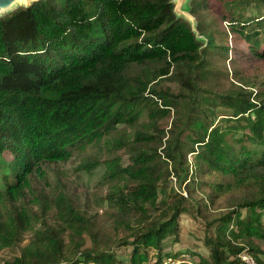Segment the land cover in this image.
<instances>
[{"label":"trees","instance_id":"trees-1","mask_svg":"<svg viewBox=\"0 0 264 264\" xmlns=\"http://www.w3.org/2000/svg\"><path fill=\"white\" fill-rule=\"evenodd\" d=\"M173 7L171 0H35L0 17V250L29 233L1 264H142L152 247L158 259L176 256L161 255L162 241L178 235L179 217L191 207H220L204 217L209 255L199 254L197 264H245L244 246L220 242L243 208L250 218L234 224L261 240L247 250L264 264V222L252 212L264 206V90L250 89L232 67L220 69L225 56L234 59L227 40L215 41L226 34L225 20L251 49L264 42V0H189L199 36ZM256 54L264 57V48ZM216 68L231 85L199 94ZM163 80L177 89L161 87ZM205 104L223 106L216 120ZM142 113V127L119 128ZM170 115L167 128L158 124ZM88 145L110 151L103 163L113 183L101 202L111 208L112 232L46 178L43 164ZM170 176L177 187L167 188ZM127 245L121 260L114 246Z\"/></svg>","mask_w":264,"mask_h":264},{"label":"rangeland","instance_id":"rangeland-1","mask_svg":"<svg viewBox=\"0 0 264 264\" xmlns=\"http://www.w3.org/2000/svg\"><path fill=\"white\" fill-rule=\"evenodd\" d=\"M22 7L21 4L15 5L11 9L0 12V17L7 16L14 10ZM213 14V10L211 11ZM194 17V16H193ZM195 18V17H194ZM185 19V18H183ZM187 20V19H185ZM188 21V20H187ZM196 21V19H195ZM220 23L223 25V28L226 34L217 33L215 36V41H218L222 45H225V41L227 40L229 47H228V54L232 52L233 61L229 60V56H225L224 62L220 65V69L229 71L228 66L232 70L235 69L238 71V74L241 80L248 84L249 88L254 89L255 91L264 90V57L258 56L256 53H260L261 50L264 48V42H260L259 46L255 48H250L248 43L242 38V35L237 32H233L229 25L225 22V20H221ZM196 29H197V21H196ZM198 32V31H197ZM199 36V35H197ZM226 37V39H225ZM214 40V39H213ZM204 47L206 44L205 38L202 37ZM216 42V43H218ZM208 52V51H207ZM214 54V53H213ZM205 56V55H204ZM215 56V54H214ZM213 56V57H214ZM212 57V58H213ZM207 59L211 60L210 54H207ZM233 65V66H232ZM217 70L214 69V72L211 74L206 73V78L201 82V86H203L205 91H199V94H206L210 90H223L230 86L229 80L222 75L219 71L218 73L215 72ZM229 73V76H234V73ZM161 87H169L172 90L177 89V84L175 81L172 80H163L160 83ZM198 94V95H199ZM204 107L207 110V115L209 119L216 120L218 112L223 106H211L214 109H210L206 104ZM172 115L160 117L158 120V124L163 127H168L171 121ZM146 115L142 113L130 126L126 124H122L119 126L120 129H126V131L131 130L132 128L142 127L146 122ZM158 119V118H157ZM241 132H238L237 135H240ZM105 147L109 145V142H104ZM108 148L101 147V151H99L95 146L88 145L85 149H76L72 152L69 159L66 161L50 163V164H43V167L46 172V178L51 185L58 184L60 188H62L68 195L75 194L79 200L77 201L78 204L83 207H88L92 212L95 214V224L96 226L102 228L106 232H112V221H111V208L108 209V205L106 202H101V196L105 192V190L112 185L113 181L108 179L105 174V167H104V157L109 154ZM117 154L122 155V161H127V154L124 153L122 149L116 151ZM115 154V153H114ZM2 159L8 161L11 157L10 155L4 151L2 153ZM189 160H191V164L195 162V156L191 153L187 154ZM91 160H98V163L93 167L91 171L86 170L85 168L81 167V164H84L85 161ZM4 165L0 167L1 173L3 170ZM12 177V175H10ZM12 180V178H11ZM186 181L181 185L180 190L183 194H186ZM1 184V180H0ZM176 186V180L174 177H169L167 180V188ZM164 194L162 192L159 193V197H162ZM204 195V192H199L195 195L194 200L198 199ZM219 202V201H218ZM217 202V203H218ZM191 213H182L179 217V233L177 236L174 234H169L167 238L162 241V254L165 253H186L190 256V258L194 261L199 260V254L204 257H208L209 255V247L208 243L204 241L205 236V221L204 217L208 219L212 218V216L217 215L220 211V207L217 211L213 210H204L203 208L200 211H197L195 207H191ZM253 213L259 215L264 222V206L259 205L252 209ZM254 216V215H253ZM249 212L246 208L241 209L238 218L236 219H249ZM236 219H232L229 223V227L225 232H221V240L220 242L227 240H231L233 244H237L239 246H244L241 249V252L248 253L247 245H251L256 247L257 245L262 246L261 240L257 239L256 235L249 236L242 232V230L234 224ZM213 229V228H212ZM211 227L209 232L212 231ZM122 234V233H120ZM29 233L24 235L23 240L19 243V245L5 247L0 250V264L5 259H12L13 256L17 255L20 251V246L26 244L28 242ZM85 244L89 245L90 240L86 235H84ZM258 247V246H257ZM130 246H114V254L121 257L122 259H128ZM259 248V247H258ZM247 250V251H246ZM241 252L239 254H241ZM236 254V253H235ZM238 254V253H237ZM234 255V254H233ZM251 255V253H250ZM164 256V255H163ZM149 257L157 258V249L152 247L149 249ZM252 259L253 256L251 255ZM162 258V257H161ZM149 261V260H148Z\"/></svg>","mask_w":264,"mask_h":264},{"label":"water","instance_id":"water-1","mask_svg":"<svg viewBox=\"0 0 264 264\" xmlns=\"http://www.w3.org/2000/svg\"><path fill=\"white\" fill-rule=\"evenodd\" d=\"M35 0H0V12L7 11L15 5L21 4L22 7H27ZM174 4L173 11L178 17H182L188 20L192 30L196 35V21L193 15L189 11V0H171Z\"/></svg>","mask_w":264,"mask_h":264},{"label":"built area","instance_id":"built-area-1","mask_svg":"<svg viewBox=\"0 0 264 264\" xmlns=\"http://www.w3.org/2000/svg\"><path fill=\"white\" fill-rule=\"evenodd\" d=\"M239 257L245 264H255V260L252 259L249 253L241 252V254H239ZM148 260L146 262H143L142 264H197V262L192 260L186 253H180L176 256L166 255L159 259L156 257H149Z\"/></svg>","mask_w":264,"mask_h":264}]
</instances>
